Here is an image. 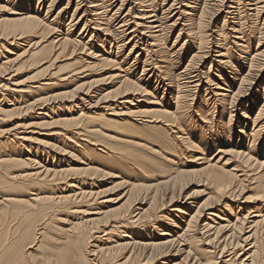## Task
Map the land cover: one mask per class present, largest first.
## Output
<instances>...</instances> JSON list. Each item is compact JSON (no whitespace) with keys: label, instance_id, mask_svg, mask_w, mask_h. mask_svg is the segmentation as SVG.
I'll return each instance as SVG.
<instances>
[{"label":"bare ground","instance_id":"bare-ground-1","mask_svg":"<svg viewBox=\"0 0 264 264\" xmlns=\"http://www.w3.org/2000/svg\"><path fill=\"white\" fill-rule=\"evenodd\" d=\"M262 74L264 0H0V264H264Z\"/></svg>","mask_w":264,"mask_h":264},{"label":"rangeland","instance_id":"rangeland-1","mask_svg":"<svg viewBox=\"0 0 264 264\" xmlns=\"http://www.w3.org/2000/svg\"><path fill=\"white\" fill-rule=\"evenodd\" d=\"M43 2V1H42ZM45 3V4H44ZM43 4H44V6L46 7L47 5V3H46V1H44L43 3H42V6H43ZM45 7H44V9H45ZM71 11V10H70ZM43 14H44V12H42ZM207 21H208V19H206ZM206 21V22H207ZM79 32V30H76L75 31V33H78ZM76 35V34H75ZM175 37V36H174ZM174 37L172 38V40H171V42H173V40H174ZM20 45H22V44H20ZM171 45V44H170ZM60 65H62V64H64V62H62V63H59ZM59 64L57 65V66H59ZM57 66H55V67H57ZM34 72V71H33ZM22 75H24V74H19V75H17L15 78H17V79H15L16 81H25L24 82V84H28V83H30L29 81L30 80H28V83H26V79H28L31 75H32V73H30V74H26V75H24L23 77H20V78H18L19 76H22ZM263 75V74H262ZM103 76H108V74H105V75H103ZM29 79H31V78H29ZM264 81V75L262 76V78L259 80V82H258V84L257 85H259V83H260V81ZM261 81V82H262ZM109 87V85L108 84H106V89ZM60 104V103H59ZM239 108V107H238ZM88 114H89V112H88ZM235 118H233V120H234ZM237 122L235 121L234 122V124H236ZM189 165L191 164V163H188ZM198 164V163H197ZM188 165V166H189ZM192 165H194L193 163H192ZM112 182V180H109V181H104L100 186H102L103 185V187H102V189H106V188H111L112 186H113V184L111 183ZM116 183V182H115ZM191 183V182H190ZM188 186H187V188H185L186 186H184L183 188H182V190H183V192H182V190H180V192H182V193H180V199H179V201H180V203H176V202H174V203H172L169 207H166V209H164L162 212H166V213H169V214H171V212H169V211H171L172 209H174V208H182L183 206H182V204L185 202V200H184V198L185 197H188L189 198V200L187 201V203H191V202H193V201H195V200H193V199H197L195 202L197 203V202H201V201H203L204 199H205V197L204 196H201L199 193H196L197 192V190H199L197 187H194V186H190L189 184H187ZM123 188L122 187H120V188H117V189H114V190H111L110 192V196L111 197H117V196H121V195H123V191H125L124 189L122 190ZM96 190V189H95ZM177 192H179V190H177ZM176 192V193H177ZM193 193H196V194H193ZM192 195H194V196H192ZM109 196V197H110ZM199 196H201L202 197V199L201 198H198ZM251 196V192L250 193H246L245 194V196L244 197H250ZM165 199H166V197H164L163 199H162V202H164L165 203ZM199 202V203H200ZM166 203H167V201H166ZM196 203H195V205H196ZM245 203H249V202H247V201H245L244 202V204ZM198 205V204H197ZM221 206L222 205H218L217 207H215V208H218V209H220L221 208ZM196 207V206H195ZM167 210V211H166ZM241 213V212H240ZM160 229H162V228H160ZM165 229V228H164ZM227 256V254L224 256V257H226ZM232 256V255H231ZM244 257H241V259H243ZM181 258L179 257V259L177 258V256L175 255V256H173V254L172 255H170V256H167V257H165V258H163V259H161L160 260V263H164V264H175V263H178L179 262V260H180ZM227 259V258H226ZM219 262V261H218ZM156 264V263H155ZM158 264V263H157Z\"/></svg>","mask_w":264,"mask_h":264}]
</instances>
